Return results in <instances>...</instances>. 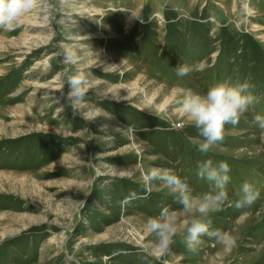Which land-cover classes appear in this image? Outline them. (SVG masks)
<instances>
[{
	"label": "rangeland",
	"instance_id": "1",
	"mask_svg": "<svg viewBox=\"0 0 264 264\" xmlns=\"http://www.w3.org/2000/svg\"><path fill=\"white\" fill-rule=\"evenodd\" d=\"M161 16L163 19H161ZM73 53L74 65L64 56ZM202 65L178 77L180 64ZM83 71L90 91L73 105L61 73ZM247 81L257 97L208 156L230 166L229 200L211 229L236 238L231 250L202 236L187 251L179 204L160 182L147 199L141 175L173 168L194 195L204 159L195 127L173 103L185 89ZM264 0H46L0 28V264H264ZM260 192L236 210L245 182ZM178 217L168 255L147 257L148 217Z\"/></svg>",
	"mask_w": 264,
	"mask_h": 264
},
{
	"label": "clouds",
	"instance_id": "2",
	"mask_svg": "<svg viewBox=\"0 0 264 264\" xmlns=\"http://www.w3.org/2000/svg\"><path fill=\"white\" fill-rule=\"evenodd\" d=\"M44 6L46 0H0V28H11L22 16ZM64 62L74 65L75 55L71 52L67 53ZM202 67V65L189 66L182 63L177 66L175 72L178 77H184L196 68ZM60 75L67 88L66 93L61 90L62 96L73 105L83 103L90 91L85 73L80 70H66ZM252 87L247 81L226 79L213 83L205 92L182 90L173 101L202 138L197 150L204 159L198 163L196 175L207 182V191L194 195L188 180L175 169L150 167L141 175L143 193L131 192L125 197L127 202L140 198L147 199L151 195L153 183L157 181L162 183L175 197V202L181 206L187 217L183 221V240L189 252L197 251L202 236L214 239L217 244L228 250L236 245V238L229 231L210 228L209 214L219 211L229 200L227 185L230 182V166L225 161H214L208 153L214 145L223 141L226 124L235 126L242 116L254 110L258 101L251 90ZM253 123L264 136V116L254 114ZM234 195L233 206L238 211L250 208L260 198L259 190L247 181ZM177 225V213L167 206L162 207L158 215L148 217L145 228L150 234H154L155 241L150 245L142 246L141 251L147 257L155 259L168 255L178 234Z\"/></svg>",
	"mask_w": 264,
	"mask_h": 264
}]
</instances>
